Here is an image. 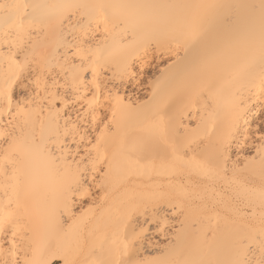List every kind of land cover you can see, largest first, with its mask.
Instances as JSON below:
<instances>
[{
    "label": "bare ground",
    "instance_id": "obj_1",
    "mask_svg": "<svg viewBox=\"0 0 264 264\" xmlns=\"http://www.w3.org/2000/svg\"><path fill=\"white\" fill-rule=\"evenodd\" d=\"M17 2L44 7L23 29L0 22V132L14 150L46 144L80 186L64 210L28 156L0 174V206L11 199L16 221L15 238L0 237V264H259L264 76L246 31L260 0H0ZM207 4L256 7L212 10L211 27L206 10L179 7ZM217 32L229 43L210 47ZM161 121L167 143L154 134ZM145 143L158 147L142 152ZM9 147L0 138V156Z\"/></svg>",
    "mask_w": 264,
    "mask_h": 264
},
{
    "label": "snow or ice",
    "instance_id": "obj_2",
    "mask_svg": "<svg viewBox=\"0 0 264 264\" xmlns=\"http://www.w3.org/2000/svg\"><path fill=\"white\" fill-rule=\"evenodd\" d=\"M33 9V13H29L28 8ZM44 7L42 5H28L25 3H0V22L4 24H15L19 29H23L24 22L34 20V13L37 9ZM63 7L72 8V7H81L79 5H65ZM95 7L100 8L101 10L106 7H126V8H142V7H153V6H144V5H121V6H106V5H97ZM179 7H195L197 9H203L205 11V18L209 26L211 27L214 22V17L212 15V10L215 9H231L239 7H251L255 8V5L244 6V5H227V4H207V5H195V6H179ZM260 16L257 25V20L255 17L249 18L248 27L246 31V36L248 38L249 44L251 47H258L259 50V59L261 66V74L264 76V0H260L259 4ZM199 18V17H198ZM118 19V18H117ZM223 23H229V17L225 16ZM149 43H151L149 41ZM227 44L229 41L225 39L223 33L217 32L215 35L209 37V46L217 47L220 44ZM90 51V50H89ZM85 58L82 57L81 64H84ZM89 63L92 62L91 55L87 56ZM86 70V69H85ZM93 75L95 77V70H93ZM19 79V77H16ZM261 85L264 87V79L261 80ZM12 83H7L6 88L4 89L2 95L6 101V106L9 113L12 112ZM24 86V81L20 80L19 85ZM96 97H93V101L90 102V107L93 112L96 111V107L93 106L95 103ZM16 109L19 112L20 105H16ZM115 117V112L113 113V118ZM95 117H93V122H95ZM231 121L229 122V127L231 126ZM107 128V125L105 126ZM154 134L161 143H167L168 140V129L167 126L161 121L153 125ZM0 138L4 140V143L10 145L9 149L0 156V174L8 177V169L11 167L15 169L20 156L26 155L32 162L34 170V178L39 180L46 189L53 191L58 204L64 209H68V201L70 195L78 190L80 186V179L77 172H73L70 165H67L64 162L63 157H58L55 155L54 151L49 148L46 144H36L33 142L31 145L22 144L17 149H13L12 145L15 141H10L5 137L3 132H0ZM264 139V138H262ZM101 142V137H97V144L94 147L99 148ZM158 147V145H152L145 143L141 145L140 151L149 152L153 151ZM218 149H223L226 151V137H222L218 143ZM173 153L176 152V147L172 146ZM222 154V153H221ZM115 159V157H114ZM139 161H137L138 163ZM78 171V170H77ZM15 177H9V179H14ZM260 197L262 202H264V185L261 187ZM13 201L9 199L6 206H0V237L7 238L9 234L15 238V224L16 221L13 219L12 213L10 211ZM261 247L264 248V240L261 241ZM11 251V250H9ZM2 264H9L7 260L3 261ZM26 264H50L49 260L43 259L37 262H26ZM65 264H68V261H65ZM100 264H112L111 261H102ZM118 264H133L131 258L128 260H120ZM157 264H251V261H240V260H161ZM259 264H264V255L259 261Z\"/></svg>",
    "mask_w": 264,
    "mask_h": 264
}]
</instances>
